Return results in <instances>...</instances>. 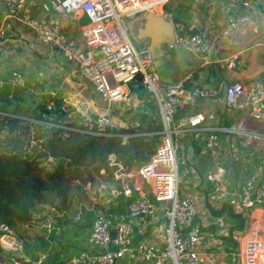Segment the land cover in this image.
<instances>
[{"label":"crops","instance_id":"crops-1","mask_svg":"<svg viewBox=\"0 0 264 264\" xmlns=\"http://www.w3.org/2000/svg\"><path fill=\"white\" fill-rule=\"evenodd\" d=\"M57 1L36 0L34 14L56 18L62 30L80 42V29L88 22L87 16L79 11L70 14L58 12L55 10ZM248 1L254 7L250 22L225 36L215 35L234 11L228 0H179L165 5V19L171 21L172 25L174 22L180 24V27L174 28V36L190 33L191 30L200 31L208 45V50L202 54H193L179 46L182 53L178 55L171 45L163 48L166 65L170 67L169 75L173 74L175 64L186 67L193 65L191 69L182 71L177 79L189 74L188 89L217 85L227 88L254 81L264 83V0ZM4 15L5 8L0 0V24ZM138 22L141 27L144 18ZM5 29L6 36L0 40V79L4 82L3 95H6L7 104L1 105L0 109L8 114L22 119L39 117L48 92L55 91L54 118L58 120H67L81 113L106 114L119 122L143 123V118L160 117L155 99L139 82L122 84V90L129 93L126 100H104L92 83L77 73L59 51L38 40L28 28L14 20H7ZM133 39L140 45L149 44L147 39ZM142 40H147V43ZM14 70L20 72L22 86L13 87L8 83ZM223 97L222 92L218 98H195L183 103L178 110L180 113L183 111L184 115L201 112L207 117L209 126L234 130L218 134L219 145L211 156L199 155L198 143L192 134L184 133L177 138L178 155L187 161L190 168L189 178L180 184L179 193L181 197L196 201L198 221L208 237V242L198 248L201 264H238L236 250L239 240L255 235L264 237V202L254 203L252 207L240 204L242 187L253 175H256L258 183L264 185V139L254 135L264 134V121L253 120L245 110L228 108ZM111 159L114 161L113 156ZM117 166L120 173H115V176L121 175V180L125 178L124 175L130 177L135 174L139 167L122 172L120 164ZM218 169L222 173L220 179L226 195L221 200L213 201L208 198L213 182L207 175ZM127 181L131 184L132 197L149 195V187L144 182L136 177L127 178ZM116 198L102 195L99 203H96L101 206L92 204L83 214L81 207L71 214L69 208L58 211L49 204L39 205V212L43 211L41 206L50 207L53 220L60 227L59 232L56 234L38 227L36 218L32 224L13 227L14 234L20 235L17 242L21 248L6 249L20 259H35L43 254L46 257L44 264H60L80 251L92 250L86 243L92 219L97 213H105L109 205L116 207ZM127 204L121 211L109 215L124 217ZM78 212H81V219L75 222L73 216ZM34 213L38 217V212ZM39 216L43 219L41 221L47 220L42 212ZM165 224L162 212L135 218L133 244L143 242L154 250H160ZM119 264L129 262L123 260ZM138 264L165 263L152 260Z\"/></svg>","mask_w":264,"mask_h":264},{"label":"built area","instance_id":"built-area-1","mask_svg":"<svg viewBox=\"0 0 264 264\" xmlns=\"http://www.w3.org/2000/svg\"><path fill=\"white\" fill-rule=\"evenodd\" d=\"M179 0H58L55 10L64 14L81 12L88 22L80 29L81 41L66 34L60 22L54 17H38L33 10L36 0H1L5 15L0 24V40L6 36L5 22L14 20L28 28L34 36L50 48L59 51L77 73L88 79L104 100H126L129 93L122 90V84L139 82L143 89L156 101L161 129L159 142L154 153L135 174L124 175L119 188H111L112 198L123 196L129 199L124 217H113L97 213L92 219L86 243L92 250L80 251L60 264H119L126 260L129 264L143 261L161 260L165 264H201L198 248L208 242L207 234L198 221L196 201L181 197L180 184L190 175L187 161L178 155V136L190 133L198 143L202 156H211L219 145L220 132L234 131L207 124V117L201 112L178 115L183 103L195 98H218L224 93V102L230 109L245 110L253 120L264 121V83L254 81L248 85L235 84L223 88L217 86H194L186 88L190 75H185L174 83L160 81L148 46L138 44L132 37L130 22L140 21L149 12L167 17L164 6ZM233 13L217 30L215 36L228 35L240 25L249 23L254 12L248 0H228ZM176 29L179 23H173ZM178 46L193 54L205 53L208 45L200 31L180 33L174 36ZM8 83L22 86L19 71L10 73ZM4 82L0 79V90ZM57 93L49 91L44 103V119L33 120L41 126L57 128L63 132H77L96 137L115 138L126 141L140 133L139 121L119 122L106 114H78L67 120H54ZM0 114H4L0 111ZM210 118V117H209ZM264 139V134H254ZM219 169L208 173L213 182L208 198L213 201L225 197V187L220 179ZM136 177L149 187V195L132 197L131 184L127 178ZM253 194V195H252ZM264 202V185L256 181V175L242 187L241 206L252 207ZM38 210V225L48 232L58 233L60 227L52 215L46 214L41 221ZM162 212L166 220L163 229V246L154 250L143 242L133 244V220L139 216L155 215ZM51 216V217H50ZM81 219V212L73 216V221ZM2 243H13L8 239L14 235L12 227L0 226ZM21 248L20 243L15 244ZM238 264H264V237L251 236L239 240L236 250ZM45 255L35 259L12 258L11 264H44Z\"/></svg>","mask_w":264,"mask_h":264},{"label":"trees","instance_id":"trees-1","mask_svg":"<svg viewBox=\"0 0 264 264\" xmlns=\"http://www.w3.org/2000/svg\"><path fill=\"white\" fill-rule=\"evenodd\" d=\"M196 30H191L194 33ZM0 114V132L12 133L20 125L27 130L24 119L8 114ZM178 115L183 116V111ZM44 106L38 119H44ZM58 121V118H54ZM32 125V124H26ZM39 125V124H38ZM44 129L43 126L39 125ZM35 136L34 159L31 153L0 154V226L15 227L18 224H32L34 212L39 205L48 204V198H58L59 204L53 203V208L58 211L68 209L70 200L64 189L65 169L68 166H92L99 173L110 169H117L120 164L124 171L145 163L154 153L159 142L158 132L161 129L160 117L157 115L143 118V123L138 129L140 133H149L148 136H136L126 141L115 138L96 137L84 133L63 132L57 128H47ZM25 132H23L24 134ZM38 154V156H37ZM114 157L113 168L109 167L110 157ZM38 157V158H37ZM43 160H54L49 170L43 171ZM38 169V171H37ZM126 199V198H125ZM123 196L116 198V207L109 205L105 214L121 211L129 202ZM127 202V203H126ZM38 205V206H37ZM111 206V207H110ZM118 208V209H117ZM3 232L0 230V237ZM12 256L0 246V264H11Z\"/></svg>","mask_w":264,"mask_h":264},{"label":"rangeland","instance_id":"rangeland-1","mask_svg":"<svg viewBox=\"0 0 264 264\" xmlns=\"http://www.w3.org/2000/svg\"><path fill=\"white\" fill-rule=\"evenodd\" d=\"M132 36L137 39L136 36V29L140 28L141 23H139L137 20L134 22H130ZM143 43H147V40H142ZM157 71V70H156ZM14 87V86H13ZM4 89L0 90V106L7 104L6 95H3ZM5 114V113H4ZM54 114L55 111H54ZM3 115V114H2ZM40 115V114H39ZM26 124H32V125H26L28 127L27 130L22 129L23 127L20 125V127L15 130L12 133L9 132H0V154H27L31 153L33 151V154H31L30 159H34V149L38 148V145H35L37 140L35 141V136H38L40 134V131L42 128L38 125V123L34 122L33 120H38V118L31 117L24 119ZM44 129L42 131H48L47 127L43 126ZM23 132H25L23 134ZM38 156V154H37ZM38 158V157H37ZM35 160V159H34ZM51 160H43L42 166L44 168L43 171L49 170V166L51 163H49ZM52 160L51 162H53ZM113 159L109 160V167L113 168ZM38 171V169H37ZM122 172L124 170L122 169ZM65 177H64V184L63 187L67 191L70 204L69 209H71V214H74L76 211L79 210V207H81L82 214L86 212V208H90L92 204L95 206H101L99 203V199L102 198V195L106 196V198H112V196L109 194V191L111 188H119L120 185V179L115 176V173H120L117 169H110L109 172L104 173L103 170H100L99 173H97L92 166H68L65 169ZM102 194V195H101ZM54 204H59L58 198L56 197H49L48 198V204L49 206H53ZM38 206V205H37ZM42 210L46 214H50V207H44L41 206ZM38 207H36L35 212H38ZM38 225V223L36 224ZM39 227V225H38ZM20 235L14 234L13 236H10L8 239L13 243V245L4 244L2 243L0 239V244L2 245V248H4L6 251V248H17L16 243L18 241V238ZM38 237V235H36ZM0 245V246H1ZM11 252V251H7ZM11 254V253H10ZM15 257V256H14ZM13 257V258H14ZM7 264V263H6Z\"/></svg>","mask_w":264,"mask_h":264},{"label":"water","instance_id":"water-1","mask_svg":"<svg viewBox=\"0 0 264 264\" xmlns=\"http://www.w3.org/2000/svg\"><path fill=\"white\" fill-rule=\"evenodd\" d=\"M137 37L149 41L148 49L161 82L174 83L180 77L182 71L193 67V65L186 67L181 64H175L173 74L169 75L170 67L166 65L167 62L163 48L171 45L178 55H181L182 52L174 42V27L172 22L166 20L163 16L153 12L147 13L142 26L137 30Z\"/></svg>","mask_w":264,"mask_h":264}]
</instances>
